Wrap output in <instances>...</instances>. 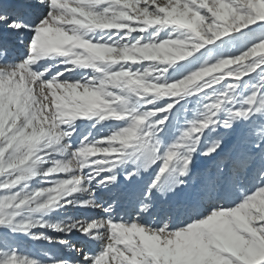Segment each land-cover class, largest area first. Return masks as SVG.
Here are the masks:
<instances>
[{
    "label": "snow or ice",
    "instance_id": "1",
    "mask_svg": "<svg viewBox=\"0 0 264 264\" xmlns=\"http://www.w3.org/2000/svg\"><path fill=\"white\" fill-rule=\"evenodd\" d=\"M0 264H264V0H0Z\"/></svg>",
    "mask_w": 264,
    "mask_h": 264
},
{
    "label": "rangeland",
    "instance_id": "2",
    "mask_svg": "<svg viewBox=\"0 0 264 264\" xmlns=\"http://www.w3.org/2000/svg\"><path fill=\"white\" fill-rule=\"evenodd\" d=\"M49 251L51 252V254L52 255H60V253H59V250L58 249H55V248H51V249H49Z\"/></svg>",
    "mask_w": 264,
    "mask_h": 264
}]
</instances>
